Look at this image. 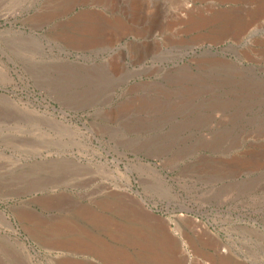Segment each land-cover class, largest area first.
Wrapping results in <instances>:
<instances>
[{
	"label": "rangeland",
	"instance_id": "rangeland-1",
	"mask_svg": "<svg viewBox=\"0 0 264 264\" xmlns=\"http://www.w3.org/2000/svg\"><path fill=\"white\" fill-rule=\"evenodd\" d=\"M74 239L264 264V0H0V264Z\"/></svg>",
	"mask_w": 264,
	"mask_h": 264
},
{
	"label": "crops",
	"instance_id": "crops-1",
	"mask_svg": "<svg viewBox=\"0 0 264 264\" xmlns=\"http://www.w3.org/2000/svg\"><path fill=\"white\" fill-rule=\"evenodd\" d=\"M86 242V243H85ZM57 243V246H55L54 244H56ZM60 245H59V244ZM61 241H55L53 244H50V246L52 247V248H54V249H60V250H62V251H67V252H75V253H83V254H86V255H93L94 257H96L100 262H102L103 264H136V262H137V258H140V256L138 255L137 257L131 252V251H129L128 249H126V248H123V247H115V246H113V245H110V244H106V246L107 245H109L110 247H106L108 250H109V248H110V250L112 251H108L106 248H105V246H104V244L103 245H101V246H97V245H95V244H93V243H91V242H87V241H83V240H78V239H74V240H68V241H66L65 243H62V248L60 247L61 246ZM75 243H76V245L78 244V247L81 245V247L84 245V243H85V245L83 246V248H81V247H75ZM67 244H68V246H67ZM72 245V246H71ZM86 246V247H85ZM88 246V247H87ZM102 246H104V247H102ZM116 248H118V251H116L117 249ZM97 249H102L101 251H95V250H97ZM107 251H106V250ZM121 251H120V250ZM122 250H123V252H122ZM147 250H150V252L152 253L150 256H149V258L153 261V264H157V261L154 259V256H152V255H154V254H157V253H155V251H154V249H147ZM85 251V252H84ZM88 251V252H87ZM104 251H106V255L104 256L103 254L104 253H101V254H98L99 252H104ZM124 251H127V252H125V254H124ZM98 252V253H97ZM109 252V253H108ZM95 253V254H94ZM107 253H108V255H107ZM111 253V254H110ZM114 253V254H113ZM114 255V256H113ZM120 255H122V256H120ZM125 255V256H124ZM131 255V256H130ZM107 256V257H106ZM108 256L110 257V256H112L113 258L112 259H116V260H114V262H113V260L111 261L110 260V258H108ZM127 256H130L129 258L127 257ZM118 259V260H117ZM125 260V261H127V262H125V263H121L120 262V260ZM167 259L168 260H170L169 259V257H167ZM103 260V261H102ZM117 262V263H116Z\"/></svg>",
	"mask_w": 264,
	"mask_h": 264
},
{
	"label": "bare ground",
	"instance_id": "bare-ground-1",
	"mask_svg": "<svg viewBox=\"0 0 264 264\" xmlns=\"http://www.w3.org/2000/svg\"><path fill=\"white\" fill-rule=\"evenodd\" d=\"M120 31H121V30H120ZM116 239H117V238H116ZM85 243H86V242H85ZM85 243H84V245H85ZM58 244H59V243H58ZM104 244H105V243H104ZM54 245L57 246V243L54 244ZM59 245H60V244H59ZM81 245H82V244H81ZM81 245H80L79 247H81ZM84 245H83V246H84ZM67 246H68V244H67ZM71 246H72V245H71ZM83 246H82L81 248H83ZM104 246H105V248H106V247H110L109 245H107V246L104 245ZM104 246H102V247H104ZM57 247H58V246H57ZM60 247L62 248V243H61V246H60ZM75 247H78V244L76 245V243H75ZM79 247H78V248H79ZM85 247H86V246H85ZM87 247H88V246H87ZM110 248H111V247H110ZM110 248H109V250H110ZM106 249H107V248H106ZM106 249H105V250H106ZM116 249H117L116 251H118V248H116ZM101 250H102V249H101ZM101 250H100V249H97V250H95V251H101ZM107 250H108V249H107ZM107 250H106V251H107ZM109 250H108V251H109ZM119 250H120V249H119ZM106 251H104V252H99V253L97 252V253H98V254L104 253L103 255L105 256V255H106ZM110 251H111V250H110ZM110 251H109V252H110ZM120 251H121V250H120ZM174 251H175V250H174ZM84 252H85V251H84ZM87 252H88V251H87ZM109 252H108V253H109ZM111 252H112V251H111ZM122 252H123V250H122ZM125 252H127V251H124V254H125ZM108 253H107V255H108ZM94 254H95V253H94ZM110 254H111V253H110ZM113 254H114V253H113ZM125 255H126V254H125ZM125 255H124V256H125ZM113 256H114V255H113ZM120 256H122V255H120ZM130 256H131V255H130ZM130 256H127V257L129 258ZM152 256H153V255H152ZM157 256H158V255H157ZM160 256H161V255H160ZM106 257H107V256H106ZM110 257H111V258H110ZM110 257L108 256V258H110V260H111L113 257H112V256H110ZM122 257H123V256H122ZM154 257H155V256H154ZM165 257H166V256H165ZM123 258H124V257H123ZM158 258H160V257H158ZM162 258H163V257H162ZM166 258H167V257H166ZM154 259H155V258H154ZM164 259H165V258H164ZM169 259H170V258H169ZM112 260H113V262H114V260H116V259H112ZM112 260H111V261H112ZM117 260H118V259H117ZM119 260H120V259H119ZM162 260H163V259H162ZM166 260H168V259H166ZM102 261H103V260H102ZM121 261H122V260H121ZM163 261H164V260H163ZM168 261H169V260H168ZM125 262H127V261H125ZM158 262L160 263L159 260H158ZM174 262H175V261H173V263H174ZM116 263H117V262H116ZM165 263L168 264L169 262H168V263L165 262ZM128 264H129V263H128ZM170 264H172V262H171ZM174 264H175V263H174Z\"/></svg>",
	"mask_w": 264,
	"mask_h": 264
}]
</instances>
